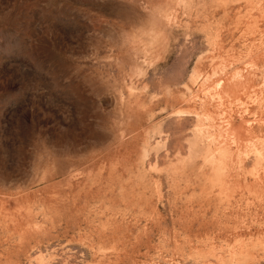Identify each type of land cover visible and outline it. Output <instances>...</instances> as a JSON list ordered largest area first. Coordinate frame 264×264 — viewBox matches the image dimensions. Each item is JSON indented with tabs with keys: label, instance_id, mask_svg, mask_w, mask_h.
Instances as JSON below:
<instances>
[{
	"label": "rangeland",
	"instance_id": "obj_1",
	"mask_svg": "<svg viewBox=\"0 0 264 264\" xmlns=\"http://www.w3.org/2000/svg\"><path fill=\"white\" fill-rule=\"evenodd\" d=\"M0 264H264V0H0Z\"/></svg>",
	"mask_w": 264,
	"mask_h": 264
}]
</instances>
